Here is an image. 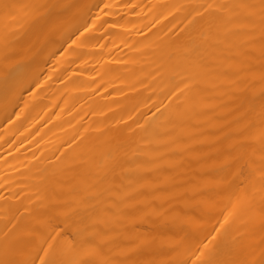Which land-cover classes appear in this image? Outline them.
I'll return each mask as SVG.
<instances>
[{
  "label": "bare ground",
  "instance_id": "obj_1",
  "mask_svg": "<svg viewBox=\"0 0 264 264\" xmlns=\"http://www.w3.org/2000/svg\"><path fill=\"white\" fill-rule=\"evenodd\" d=\"M0 264H264V0H0Z\"/></svg>",
  "mask_w": 264,
  "mask_h": 264
}]
</instances>
